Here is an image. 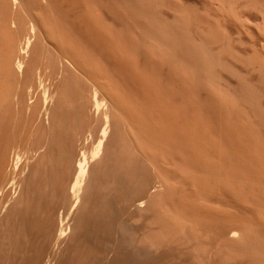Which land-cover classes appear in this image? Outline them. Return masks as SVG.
<instances>
[{
    "label": "rangeland",
    "instance_id": "obj_1",
    "mask_svg": "<svg viewBox=\"0 0 264 264\" xmlns=\"http://www.w3.org/2000/svg\"><path fill=\"white\" fill-rule=\"evenodd\" d=\"M0 264H264V0H0Z\"/></svg>",
    "mask_w": 264,
    "mask_h": 264
},
{
    "label": "bare ground",
    "instance_id": "obj_2",
    "mask_svg": "<svg viewBox=\"0 0 264 264\" xmlns=\"http://www.w3.org/2000/svg\"><path fill=\"white\" fill-rule=\"evenodd\" d=\"M15 2H16V0H14ZM34 31H35V27L34 26H31V33H34ZM32 42V41H31ZM29 45H30V38H28V39H26V41H25V44L23 45L24 47L22 48V53H26L27 52V49H28V47H29ZM66 59V58H65ZM69 60H71V59H69ZM72 61V60H71ZM71 64V63H70ZM74 65V64H73ZM22 64H21V62H19L18 63V68L19 69H21L22 68ZM97 90H98V88H96ZM99 91V90H98ZM97 94V91L95 92V95ZM99 95V94H98ZM47 96V95H46ZM97 98V95H96V97H95V107H96V109L100 106H102V104H104V103H106V102H104L103 103V101L104 100H106V99H104V100H102V103L99 101V99H96ZM105 98V97H104ZM94 105V104H93ZM107 105V104H106ZM99 107V108H100ZM47 108V107H46ZM99 108H98V110H99ZM45 109V108H44ZM95 109V108H94ZM101 109H102V107H101ZM104 110V109H103ZM47 111V110H46ZM106 115V114H105ZM108 115V114H107ZM107 115L105 116V119H106V122H108L109 123V121H108V119L109 118H107ZM107 124V123H106ZM107 126V125H106ZM105 126V128L102 130V134H101V138L97 141V144H96V146L93 148V150H92V153H91V158H95V157H98L99 156V154H100V151H101V149H102V146H103V142L105 141L104 139L106 138V135H107V127ZM84 152V151H83ZM86 156H88V155H86ZM85 156V153H83V154H81V159L78 161V164H77V177H76V179H75V182H74V187L76 188V191L77 192H79L81 189H82V187H84L83 186V183H84V180L86 179L85 177H86V175H87V171H88V169H87V164H89L88 162H87V160H88V157H86ZM90 157V156H89ZM100 157V156H99ZM94 160V159H93ZM74 192H75V190H74ZM76 193V192H75ZM77 194V193H76ZM79 194V193H78ZM64 227V226H63ZM61 230H60V234L59 235H63L64 234V232H65V230H66V228L64 227V228H60ZM236 232V231H235ZM66 233V232H65ZM238 234V233H237ZM65 235V234H64ZM233 236H236V235H233Z\"/></svg>",
    "mask_w": 264,
    "mask_h": 264
}]
</instances>
